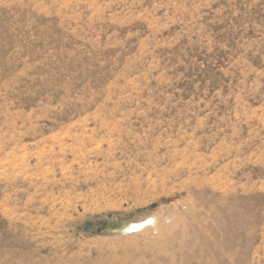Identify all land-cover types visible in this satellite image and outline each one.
Returning a JSON list of instances; mask_svg holds the SVG:
<instances>
[{"label":"rangeland","instance_id":"rangeland-1","mask_svg":"<svg viewBox=\"0 0 264 264\" xmlns=\"http://www.w3.org/2000/svg\"><path fill=\"white\" fill-rule=\"evenodd\" d=\"M0 264H264V0H0Z\"/></svg>","mask_w":264,"mask_h":264},{"label":"bare ground","instance_id":"bare-ground-1","mask_svg":"<svg viewBox=\"0 0 264 264\" xmlns=\"http://www.w3.org/2000/svg\"><path fill=\"white\" fill-rule=\"evenodd\" d=\"M109 174V173H108ZM142 224H134V226H132V228L134 229H139V226L141 227Z\"/></svg>","mask_w":264,"mask_h":264}]
</instances>
